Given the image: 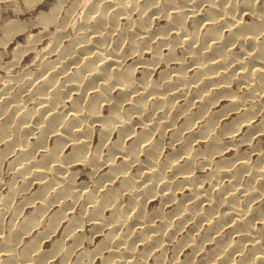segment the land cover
<instances>
[{
	"label": "bare ground",
	"instance_id": "bare-ground-1",
	"mask_svg": "<svg viewBox=\"0 0 264 264\" xmlns=\"http://www.w3.org/2000/svg\"><path fill=\"white\" fill-rule=\"evenodd\" d=\"M37 15L0 23V264H264V0Z\"/></svg>",
	"mask_w": 264,
	"mask_h": 264
},
{
	"label": "rangeland",
	"instance_id": "rangeland-1",
	"mask_svg": "<svg viewBox=\"0 0 264 264\" xmlns=\"http://www.w3.org/2000/svg\"><path fill=\"white\" fill-rule=\"evenodd\" d=\"M10 2L11 1L8 0L7 2H4L3 4H1V6H5V5L7 6V4H10ZM55 2H56V0H41V2L36 4L34 6V8H32L31 10H27V9L25 10V3L22 0H16L17 7L22 9V10H25V11L19 12L20 14L19 13L15 14L11 10L9 12V10L5 11V10L1 9L3 12L0 13V23H3L5 21H8V20L12 19V20L17 21L20 25H22V26L25 25L24 27H26V26L32 24V22L38 16L37 14H39L41 12H44V13L47 12V10L52 5H54ZM27 30H29L33 35H35V34H37L39 32V27L33 26L31 28H28ZM0 35H1V32H0ZM25 35H26V33L16 34V36H13L11 38L10 42H8V44L5 47L0 46V65L1 66L6 65V64H8L9 62L12 61V56H13L12 54L14 52V49L26 47ZM45 43H46V41H45ZM37 45H38V48L40 49L45 44H43V45L37 44ZM27 54L24 55V58L21 60L22 66L31 65L32 62H33L32 59H33L35 54L32 53V52H30V53L27 52ZM20 69L21 68H19V67H13L12 68V72L14 74L18 73ZM3 75H4V72L0 68V77L3 76ZM1 88H2V85L0 83V89ZM223 105H226V104H223ZM227 121H229V120H227ZM241 148H242V151H243L244 148L243 147H241ZM79 169L80 168H78V170ZM77 178H78V180H77L78 182H80L82 180H85L84 173H80ZM156 204H157V201L155 203H152L151 205H149L148 208L149 209L151 207L154 208ZM84 230H85L84 231V235H85V238L87 239L90 236V232H91L90 231V227H86ZM92 238L93 239L91 240L90 244L85 241V248H86V250H88V252L92 251L94 249V247H95L94 244L97 243L101 239V237H97L96 235H94ZM51 242L52 241H50V243ZM50 243H46L45 245L48 247L50 245ZM185 253H187V252L185 251ZM51 263H53V262H51ZM98 263H99V261H97V260L94 261V264H98ZM79 264H86L85 258Z\"/></svg>",
	"mask_w": 264,
	"mask_h": 264
}]
</instances>
